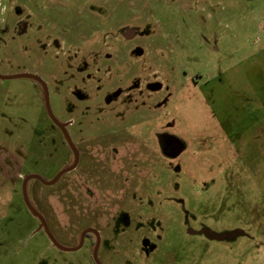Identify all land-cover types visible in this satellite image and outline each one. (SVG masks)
<instances>
[{
    "label": "rangeland",
    "instance_id": "1",
    "mask_svg": "<svg viewBox=\"0 0 264 264\" xmlns=\"http://www.w3.org/2000/svg\"><path fill=\"white\" fill-rule=\"evenodd\" d=\"M24 73L80 153L27 185L62 246L109 226L103 264H264V0H0V75ZM74 160L41 86L0 79V264H95L22 191Z\"/></svg>",
    "mask_w": 264,
    "mask_h": 264
},
{
    "label": "flooded vegetation",
    "instance_id": "2",
    "mask_svg": "<svg viewBox=\"0 0 264 264\" xmlns=\"http://www.w3.org/2000/svg\"><path fill=\"white\" fill-rule=\"evenodd\" d=\"M13 12H14V10H13ZM18 23L21 25L22 23L20 22V21H18ZM17 23V24H18ZM22 25H24V24H22ZM21 25V26H22ZM12 26V21H8V22H6V24L4 25V28H6V30H11V27ZM20 26V27H21ZM20 31H22L23 30V28L22 29H19ZM134 36V35H133ZM133 38V37H132ZM138 52V51H137ZM139 53V52H138ZM39 83V82H38ZM40 84V83H39ZM41 85V84H40ZM42 86V85H41ZM153 89V88H152ZM42 90H43V92L45 93V91H44V88H43V86H42ZM62 132V131H61ZM164 149L166 150V154L167 155H171V156H173V157H175V156H177V155H179L180 154V152L182 151H180V148H179V146H180V142L179 141H177L175 138H171V137H164ZM169 145H171V147L169 148ZM73 152V151H72ZM79 156H80V153H79ZM74 158H75V156H74ZM75 161V160H74ZM79 162H80V157H79ZM78 165H79V163H78ZM78 165H77V167H78ZM76 167V168H77ZM75 168V169H76ZM26 178V177H25ZM24 178V179H25ZM24 181V180H23ZM98 186H96L94 189V191H95V193H96V199L94 200V201H96V202H89V205H90V207H92V208H95L96 209V207H98V208H100L101 206H103V203L106 201V202H108L107 204V207H105L104 209H103V211H105L104 213H102L101 215L104 217V216H108L109 218H108V220H111V219H114V218H116L117 220L119 219L118 218V215H119V212H121V216H122V218H123V220L124 221H126L127 220V218L129 219V216H123L124 215V213H122L123 211H122V209H120L121 208V206L123 205V203H121L120 201H121V199H120V195H118L117 194V190H115L116 188L114 187V189H112V188H107V185H102V184H100V180H98ZM104 187V188H103ZM114 190H115V192H114ZM92 195V194H91ZM103 196H104V199H105V201L103 202ZM87 197V196H86ZM89 198H87V200H88ZM91 199V198H90ZM92 200V199H91ZM112 201H115V203L114 204H112ZM97 202H99V203H97ZM26 205V204H25ZM27 207V206H26ZM28 208V207H27ZM35 208V207H34ZM36 209V208H35ZM29 210V209H28ZM115 211L114 213H112V211ZM30 211V210H29ZM31 212V211H30ZM32 213V212H31ZM33 214V213H32ZM34 215V214H33ZM43 216V215H42ZM34 217L40 222V226H41V229H43V231H45V229H44V227L42 226V223H41V221L39 220V218H37L35 215H34ZM44 217V216H43ZM45 218V217H44ZM45 220H46V218H45ZM46 222H47V220H46ZM47 224H48V222H47ZM49 226V225H48ZM111 228L112 227H106L105 229H104V231L102 230V229H98V228H88V229H94V230H97L98 231V235L97 234H95V233H93V232H90V233H88L86 236H85V239H84V244L87 242V241H89V244H90V246H91V251H92V258H93V260H94V262H95V264H97V262H96V260H95V258H94V253H95V250H96V248H97V244H98V242H100V245H99V248H98V259H99V261H100V263L101 264H103L102 263V261H101V259H100V251H101V249H102V241H103V239H102V235H105V236H110V235H108L109 234V232H110V230H111ZM88 229H86V230H88ZM86 230H84L83 232H82V234H81V240H82V235H83V233L86 231ZM148 230V232H149V229H147ZM146 237V236H145ZM147 237H150V235H147ZM81 240H80V244H81ZM144 243V242H143ZM53 244V243H52ZM79 244V245H80ZM83 244V245H84ZM54 245V244H53ZM78 245V246H79ZM55 246V245H54ZM142 246V245H141ZM56 247V246H55ZM58 248V247H57ZM59 249V248H58ZM123 249V248H122ZM120 250V256H121V259H123V262L121 263V264H125V261H127V259H128V256L129 255H127L128 253L125 251V252H123V250ZM141 249L142 248H140V251H141Z\"/></svg>",
    "mask_w": 264,
    "mask_h": 264
},
{
    "label": "water",
    "instance_id": "3",
    "mask_svg": "<svg viewBox=\"0 0 264 264\" xmlns=\"http://www.w3.org/2000/svg\"><path fill=\"white\" fill-rule=\"evenodd\" d=\"M21 78H28V79H32V80H35L37 82H39L43 88H44V91H45V98H46V106H47V112L51 118V120L53 121V123L62 131V133L64 134L65 138H66V141L67 143L69 144L70 148L72 149L73 153H74V156H75V162L74 164L69 167V168H66L64 170H62L57 176L56 178H54L53 180L51 181H45L41 176L39 175H36V174H31L29 176H27L24 181H23V185H22V191H23V195H24V200H25V204L26 206L28 207V209L37 217L39 218V220L41 221L42 223V226L44 227L45 229V232L46 234L48 235L49 239L51 240V242L56 246L58 247L60 250H63V251H76L78 249H80L83 244H84V239H85V236L90 233V232H93L95 234H99L97 230H94V229H88L86 230L83 235H82V240H81V244L75 248H66L64 246H62L57 240L56 238L53 236V234L51 233L50 231V228L45 220V218L42 216L41 213H39L35 208L34 206L32 205V203L30 202V199H29V196H28V192H27V185L29 183L30 180H39L40 182H42L43 184L47 185V186H51V185H54L55 183H57L59 181V179L66 173L74 170L78 163H79V151L78 149L76 148L68 130H67V127L65 124H63L62 122H60L53 114V111H52V108H51V104H50V95H49V88H48V85L46 84V82L41 78L39 77L38 75H35V74H29V73H24V74H14V75H0V79L2 80H9V79H21ZM239 232H235V233H232L231 235H237ZM99 245H100V242H98L97 244V248L95 250V253H94V258L97 262V264H101L99 259H98V248H99Z\"/></svg>",
    "mask_w": 264,
    "mask_h": 264
},
{
    "label": "trees",
    "instance_id": "4",
    "mask_svg": "<svg viewBox=\"0 0 264 264\" xmlns=\"http://www.w3.org/2000/svg\"><path fill=\"white\" fill-rule=\"evenodd\" d=\"M34 82H35L37 85L41 86L37 81L34 80ZM41 88H42V86H41Z\"/></svg>",
    "mask_w": 264,
    "mask_h": 264
}]
</instances>
